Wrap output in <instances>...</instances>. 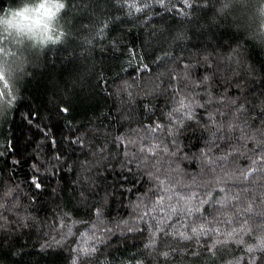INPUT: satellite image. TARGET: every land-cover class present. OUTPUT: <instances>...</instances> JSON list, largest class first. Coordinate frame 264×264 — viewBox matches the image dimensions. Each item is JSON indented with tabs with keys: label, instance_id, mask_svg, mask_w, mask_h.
Returning a JSON list of instances; mask_svg holds the SVG:
<instances>
[{
	"label": "trees",
	"instance_id": "obj_1",
	"mask_svg": "<svg viewBox=\"0 0 264 264\" xmlns=\"http://www.w3.org/2000/svg\"><path fill=\"white\" fill-rule=\"evenodd\" d=\"M0 264H264V0H0Z\"/></svg>",
	"mask_w": 264,
	"mask_h": 264
}]
</instances>
